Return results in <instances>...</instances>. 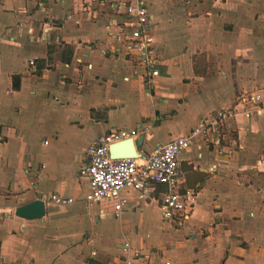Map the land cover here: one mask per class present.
Instances as JSON below:
<instances>
[{"label": "crops", "instance_id": "obj_1", "mask_svg": "<svg viewBox=\"0 0 264 264\" xmlns=\"http://www.w3.org/2000/svg\"><path fill=\"white\" fill-rule=\"evenodd\" d=\"M114 1L133 0H0V264H264V0H143L160 61L150 81L112 50L124 21ZM220 110L234 116L178 157L182 188L196 193L188 220L160 213L191 238L148 243L142 213L160 210L138 192L123 193L117 216L83 201L90 141L136 129L147 156ZM53 194L74 202L45 204L39 220L14 215ZM82 208L119 219V235L99 241L78 221Z\"/></svg>", "mask_w": 264, "mask_h": 264}, {"label": "built area", "instance_id": "obj_2", "mask_svg": "<svg viewBox=\"0 0 264 264\" xmlns=\"http://www.w3.org/2000/svg\"><path fill=\"white\" fill-rule=\"evenodd\" d=\"M112 9L116 16H124V21L116 24V33H110L115 54L124 53L136 59L146 72L148 81L158 76L160 61L154 51V38L151 34V23L143 0L125 3L114 1ZM112 25L107 29L110 31ZM257 94H244L241 102H258ZM234 116L231 110H220L210 121H200L186 137L171 140L165 145L157 146L144 158L113 159L109 155L111 144L138 138L135 130H110L108 133L89 142L86 148L87 163L79 176L88 182V192L83 201L87 204L106 202L111 212L117 216L126 204L123 193L138 192L139 200L155 202L164 220L177 224L186 222L192 212L196 193L182 188L184 173L179 165L178 157L187 151L196 135L205 134L210 129L217 130L220 122ZM48 203L68 206L74 200L58 195H50L42 200ZM103 213V212H102ZM136 252L134 256H139ZM123 264H132L125 259Z\"/></svg>", "mask_w": 264, "mask_h": 264}, {"label": "rangeland", "instance_id": "obj_3", "mask_svg": "<svg viewBox=\"0 0 264 264\" xmlns=\"http://www.w3.org/2000/svg\"><path fill=\"white\" fill-rule=\"evenodd\" d=\"M26 115H28L26 117L31 116V112L26 113ZM46 141L48 142V139H46ZM79 215L78 221L84 226V229L86 228L89 233L98 234L97 238L99 241H106L119 235V219L107 218L99 222L93 221L85 215L83 208L79 210ZM142 215V229L144 230L140 232V234L141 236L146 235V233L149 234V238L144 237L148 243L152 242V244H158L162 238H167V236L177 233L184 235L183 240L185 237L187 238V236L191 238L190 234H186V231L181 232L174 227L169 228V223L161 220L160 212L156 209L154 204H150ZM138 219V215L132 216V222L136 225H138Z\"/></svg>", "mask_w": 264, "mask_h": 264}, {"label": "water", "instance_id": "obj_4", "mask_svg": "<svg viewBox=\"0 0 264 264\" xmlns=\"http://www.w3.org/2000/svg\"><path fill=\"white\" fill-rule=\"evenodd\" d=\"M19 80L13 83V87H18ZM144 143V135L141 134L136 140L127 139L109 146L110 158H144L145 155L140 152ZM14 215L24 220H39L45 215V205L42 200L36 199L15 208Z\"/></svg>", "mask_w": 264, "mask_h": 264}, {"label": "trees", "instance_id": "obj_5", "mask_svg": "<svg viewBox=\"0 0 264 264\" xmlns=\"http://www.w3.org/2000/svg\"><path fill=\"white\" fill-rule=\"evenodd\" d=\"M200 58H202V56H200ZM200 60H201V59H200ZM196 73H199V70H198V69H196ZM88 264H101V263L96 262V261H94V260H90V261L88 262Z\"/></svg>", "mask_w": 264, "mask_h": 264}]
</instances>
